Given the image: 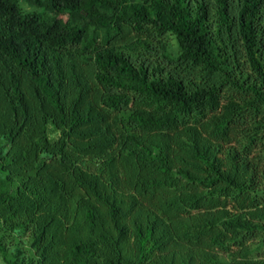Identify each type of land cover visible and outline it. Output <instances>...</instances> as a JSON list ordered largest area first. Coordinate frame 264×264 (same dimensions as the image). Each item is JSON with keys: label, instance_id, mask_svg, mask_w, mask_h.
Segmentation results:
<instances>
[{"label": "trees", "instance_id": "trees-1", "mask_svg": "<svg viewBox=\"0 0 264 264\" xmlns=\"http://www.w3.org/2000/svg\"><path fill=\"white\" fill-rule=\"evenodd\" d=\"M0 264H264V0H0Z\"/></svg>", "mask_w": 264, "mask_h": 264}]
</instances>
